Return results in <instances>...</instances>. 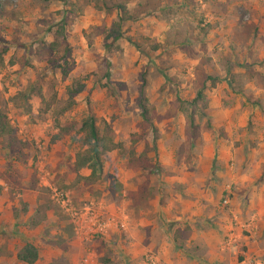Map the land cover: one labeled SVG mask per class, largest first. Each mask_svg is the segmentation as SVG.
Here are the masks:
<instances>
[{
  "label": "rangeland",
  "instance_id": "374dc122",
  "mask_svg": "<svg viewBox=\"0 0 264 264\" xmlns=\"http://www.w3.org/2000/svg\"><path fill=\"white\" fill-rule=\"evenodd\" d=\"M113 1L138 18L123 23L105 54L114 11L91 0H0V108L24 143L9 167L0 154V171L15 181L0 179V254L21 264L13 253L29 242L35 264H76L80 253L109 264L119 251L132 264H154L155 250L114 240L151 236L169 244L176 264H264V34L253 22L264 2ZM60 19L68 52L55 35ZM37 79L43 102L25 92ZM141 85L155 150L148 127L138 137ZM87 109L119 146L104 154L100 179L84 186L69 169L78 134L51 137ZM145 141L159 176L127 163ZM143 182L152 196L135 205L130 195Z\"/></svg>",
  "mask_w": 264,
  "mask_h": 264
},
{
  "label": "trees",
  "instance_id": "16d2710c",
  "mask_svg": "<svg viewBox=\"0 0 264 264\" xmlns=\"http://www.w3.org/2000/svg\"><path fill=\"white\" fill-rule=\"evenodd\" d=\"M60 3L66 2V0H54ZM92 7L96 10H100L104 13H110L111 11L115 12V19L111 21L107 30H105L102 37V46L105 54L109 53L112 50H115L117 46L115 41L123 37L122 26L125 21H134L138 16L134 15L126 6V3L121 1L113 0H91ZM64 19H60L56 29L55 35L60 38V43L63 47L64 52H68V44L66 41V35L64 32ZM130 40V39H128ZM6 42L0 38V59L2 54L6 51L4 46ZM55 39L50 42V49L56 47ZM137 50L139 49L136 46ZM54 51V49H52ZM140 50V49H139ZM54 67L59 68L62 74H65L66 71L63 68H60V65H54ZM143 82V81H142ZM82 89V85L78 84L76 89H73L74 92H79ZM25 92L27 95L30 93H35L41 102H43L42 94L40 93V88L38 85V79L32 81L29 86L26 88ZM72 92L69 89V95ZM140 102L139 106L141 108L140 117H141V127L139 128L138 137L144 138L147 134L146 128H149V131L152 134L151 138V148L155 150V143L157 139L156 128L152 125L151 117L148 115V110L143 102L142 98V85L139 89ZM55 95H51V101L45 102L42 108H39V113H45L49 110L52 101L54 100ZM70 105V101L67 102ZM29 112V111H27ZM71 132L78 134V141L80 149L74 153L73 160L69 167L75 175V181L81 183L84 186L90 185L98 181L101 177L102 172V159L104 154L107 151L112 150L115 147H118V143H114L110 135V127L107 123L103 122L102 129L99 130L96 124V117L94 114L87 109L86 114L80 118L76 123H68L66 125L60 126L57 125V131L51 137V140H58L63 135H68ZM0 139L2 145L0 146V154L3 156L5 161V166L9 167L11 161L15 158V152L24 146V143L20 141L15 136V131L12 125L9 122L6 112L0 108ZM147 143L144 142L142 150L137 153L130 152V156L127 159L129 166H137L144 174H155L156 176L160 175V166L158 162L153 159L151 160L147 157ZM82 169H87L88 173L86 175H80L79 171ZM13 175L8 170L0 171V179L7 181L12 179ZM12 183L15 181L12 179ZM138 190H136L131 197V202H147L148 198H151L152 194L150 188L146 182H143L138 185ZM17 211L25 212L26 207L23 204L20 209L13 210L14 215ZM38 258V250L36 246L32 243L26 242L21 248L15 253V259L21 264H35V261Z\"/></svg>",
  "mask_w": 264,
  "mask_h": 264
},
{
  "label": "crops",
  "instance_id": "0c3cea01",
  "mask_svg": "<svg viewBox=\"0 0 264 264\" xmlns=\"http://www.w3.org/2000/svg\"><path fill=\"white\" fill-rule=\"evenodd\" d=\"M261 2H264V0H260ZM259 1V2H260ZM258 2V3H259ZM255 17H254V26H257L256 31L257 35L260 36V34H264V8H259L257 12L254 13ZM224 33L223 31H219V36L220 38V43L223 42L225 36H223ZM264 36V35H263ZM218 37L216 38V42L218 40ZM207 233L210 234V231H207ZM214 234V233H211ZM115 241H122L124 246H130L133 243L135 244H139V246L141 247L142 250H155V256H152L153 261L152 263L154 264H176L173 261V257L174 254L171 252V249L169 247V244L167 245V242L163 241L162 237L156 238V239H152L151 236H148L146 238V240H132L130 238L127 239H114ZM77 240H75V242L72 243H76ZM138 242V243H137ZM98 255H94V254H86L83 255L82 253L78 254V256L75 257V263L76 264H97L96 262V258ZM13 257L14 253H13ZM11 257V258H13ZM93 257L95 258L93 260ZM14 259V258H13ZM184 261V258H181ZM10 260V257L6 256L4 253L0 254V264H8ZM111 262L109 264H132L133 262L136 261V259H132V257H130V255L126 252H118V254H113V256L110 257ZM95 261V262H94ZM139 264V263H138ZM141 264V263H140ZM184 264H198L195 262H186V260L184 261Z\"/></svg>",
  "mask_w": 264,
  "mask_h": 264
},
{
  "label": "built area",
  "instance_id": "2783aa9c",
  "mask_svg": "<svg viewBox=\"0 0 264 264\" xmlns=\"http://www.w3.org/2000/svg\"><path fill=\"white\" fill-rule=\"evenodd\" d=\"M149 258H152V257H149Z\"/></svg>",
  "mask_w": 264,
  "mask_h": 264
}]
</instances>
